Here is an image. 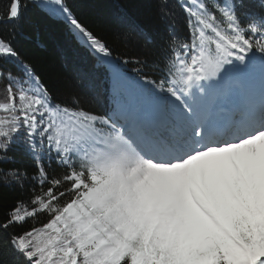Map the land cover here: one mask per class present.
Returning a JSON list of instances; mask_svg holds the SVG:
<instances>
[{"label": "snow or ice", "instance_id": "obj_1", "mask_svg": "<svg viewBox=\"0 0 264 264\" xmlns=\"http://www.w3.org/2000/svg\"><path fill=\"white\" fill-rule=\"evenodd\" d=\"M132 7L151 25L121 6L106 38L73 0L0 9V188L27 194L0 264H264V0ZM29 13L93 56L105 111L49 90Z\"/></svg>", "mask_w": 264, "mask_h": 264}, {"label": "trees", "instance_id": "obj_2", "mask_svg": "<svg viewBox=\"0 0 264 264\" xmlns=\"http://www.w3.org/2000/svg\"><path fill=\"white\" fill-rule=\"evenodd\" d=\"M136 2L138 0H73L78 15L101 38H106L111 28L124 26L117 19L121 6L138 22L151 25L146 13L141 14L132 7ZM249 3L255 11H260L259 0H249ZM7 4L8 0H0V9L6 8ZM28 21L31 27H26L27 39L21 41V46L49 90L66 102L73 96H79L85 110L97 114L105 111L108 102L103 90V77L94 67L93 56L57 22L33 13H29ZM181 35L187 37V30L182 29ZM4 95V86L0 84V98ZM26 198V193L0 188V214L9 210L17 199ZM47 218L42 216L38 222H46Z\"/></svg>", "mask_w": 264, "mask_h": 264}]
</instances>
